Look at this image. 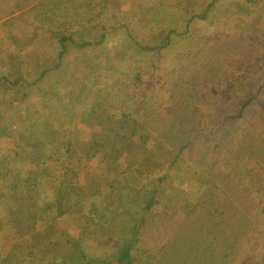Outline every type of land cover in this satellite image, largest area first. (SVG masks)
Here are the masks:
<instances>
[{"label":"rangeland","instance_id":"1","mask_svg":"<svg viewBox=\"0 0 264 264\" xmlns=\"http://www.w3.org/2000/svg\"><path fill=\"white\" fill-rule=\"evenodd\" d=\"M206 1L0 0L2 251L13 246L31 264L57 258L55 253L63 249H54V245L45 249L37 231L16 237L15 230L10 231L6 224L16 219L13 225L21 232L26 228L24 205L28 203V196L34 197L32 205H36L35 227L41 230L54 221L55 210L50 207L53 193L42 185L41 162L50 159L46 153L56 151L60 142L70 138H76L80 149L85 148L88 140L103 145L108 137L124 142L126 147L130 131L136 128L137 122L121 116L126 109L138 107L148 86L164 90L167 98L157 92L149 96L158 97L160 106L157 107L162 114L167 113L168 119L180 122L174 127L179 137L191 130L183 117L194 114L193 109L199 108L195 95L209 102L216 95L221 97L212 110H204L211 119L209 128L201 121L203 134L208 132L210 138L206 137L205 141L193 138L173 164L176 153L173 146L166 145L162 148L166 155L159 156L149 143L148 159H156L154 162L139 160L133 164L124 156L115 165L114 173L99 158L79 161L84 155L76 154L72 160L75 170L71 181L82 193L93 192L94 183L99 188L95 194H102L107 182L115 178L137 189H156L157 209L184 212L198 197V182L206 181L205 174L192 165L193 154L200 155L201 146H217V136L210 133V128L217 127L219 132L224 125L219 126L224 115L237 114L240 102L256 95L262 86L260 95L246 107L243 122L233 120L238 123L235 126L250 125V131L254 124L261 125L259 122L264 118V0H214L210 7L205 6ZM245 3L250 10L244 7ZM206 8L205 18H198ZM190 16L194 18L186 26L185 21ZM153 17L154 22H164L162 29L144 28ZM167 25L175 28L176 34L170 35V42L161 50L158 46L165 41ZM103 32L106 38L100 41ZM61 37L72 40V44L65 41L64 52L60 47ZM84 41L90 42L79 46ZM171 53L178 58L175 69L170 61ZM127 98L133 100L129 102ZM103 109L107 115L100 122L97 117L103 114ZM33 126L35 129H30ZM29 129L35 134H28ZM170 131L176 137L177 132ZM90 132L95 136L87 134ZM26 144L39 146L28 149ZM251 145L246 148L250 150ZM64 153L65 148H59L50 156L52 163H62L58 160L63 161ZM35 161L40 169L33 167ZM9 184H15L19 194L14 193L13 197L14 188L10 189ZM86 201L76 200V214L66 215L55 224L75 236L76 224L82 223L80 213L105 208L98 199ZM256 264H264V252Z\"/></svg>","mask_w":264,"mask_h":264},{"label":"trees","instance_id":"2","mask_svg":"<svg viewBox=\"0 0 264 264\" xmlns=\"http://www.w3.org/2000/svg\"><path fill=\"white\" fill-rule=\"evenodd\" d=\"M210 6L211 3L208 7ZM206 10L197 17L205 18ZM193 16L186 19V26L194 18ZM153 19L154 17L144 28L150 30L154 26L162 29L163 27L160 26L164 22L159 20L154 22ZM166 27L165 41L158 46L161 50H165L170 42V35L176 34L175 28L168 25ZM102 36L100 41L106 38L104 32ZM65 41L72 44L69 37H61L59 42L62 52L67 48ZM89 42H81L79 46H86ZM172 55L171 53L170 61L175 69L178 67V58ZM148 87L145 95L140 98L138 107L126 109L121 116L124 120L133 119L137 122L136 128L130 131L129 145L126 147L124 142L108 137L106 141L103 140V145L88 140L85 148L80 149L79 142L75 141L76 138L74 140L70 138L68 141L60 142L57 148V150L61 147L65 148L63 161L58 160L62 163L53 164L51 161L50 156H54L57 150L52 152L49 150L46 153L50 159L41 162L42 185L46 190H52L53 202L50 207L55 210L54 221L46 224L41 230L35 227L37 215L36 205H32L34 197L26 195L28 196V203L24 205L26 228L21 232L16 225H13L17 222L16 219H12L13 223L6 224L10 231L15 230L13 233L16 237H24L37 231L45 249L53 245L54 249L58 247L63 249L61 253H55L57 256L55 260L46 261L45 258L40 264H256L263 254L264 118L262 117V121L259 122L261 125L257 127L254 124L251 131L248 129L251 128L250 125L243 128L235 126L238 123L233 122V120L243 122L246 107L256 95H260L262 86L256 95L248 96L240 102L237 114L224 115L219 122V126L224 124L219 132L217 127L210 128V133L217 136V146L204 145L201 146L203 152L200 155L193 154L192 165L205 174L206 181L198 182L200 184L198 197L184 212L157 209L156 189L147 187L137 189L124 182H117L115 178L107 182L103 193L99 195L95 194L99 192V188L94 183H92L93 192L85 194L82 193L81 188L72 185L71 175L75 170L72 160L76 154L84 155L79 161L99 158V161L108 164V170L113 172L118 160L124 156L133 164L139 160L154 162L156 159H148L149 143L159 156L166 155L165 150L162 149H165L166 145L173 146L176 152L171 162L173 164L192 143L193 138H198L200 141H205L206 137L210 138L208 132L203 134L201 121H205V127L209 128L211 119L208 113L204 114V110L206 109L207 112L212 110V107L222 100L221 97L216 95L209 102L200 95H195L196 100H199L196 102L199 108L193 109L194 114L183 117V122L187 126L190 125L191 130L185 135L180 134L179 137L174 127L180 122L168 119L167 113L162 114L157 107L160 106V103H157L158 97L155 99V96H149L157 92L167 98L163 93L164 90L158 86L155 89ZM126 100L131 102L133 98ZM162 108L163 105L160 110ZM106 115L103 109V114H100L97 120L101 122ZM233 127L236 129L234 132H232ZM30 129L35 128L33 126ZM30 129L28 134H35ZM170 130L177 132L176 137ZM87 134L95 136L93 132ZM250 143L252 145L248 150L246 147ZM36 145H27L25 148L34 149L39 146ZM36 161L33 167L40 169ZM57 169L58 175H56ZM9 186L10 189L14 188L11 193L14 197V193L17 192L15 184ZM93 198L98 199L105 208L80 213L79 219H82V223L76 224L75 236H72L68 229L55 224L66 215L76 214L74 208L76 200L86 203V200ZM12 210L13 208L10 207L9 211ZM82 212H85V208ZM0 264H31V262L28 258L20 256L11 246L6 252L0 249Z\"/></svg>","mask_w":264,"mask_h":264},{"label":"crops","instance_id":"3","mask_svg":"<svg viewBox=\"0 0 264 264\" xmlns=\"http://www.w3.org/2000/svg\"><path fill=\"white\" fill-rule=\"evenodd\" d=\"M213 1H214V0H207L205 6H208L210 3H213ZM247 4H248V3H245L244 7H248V8H249V6H248L249 4H248V5H247ZM204 8H205V7H204ZM206 9H207V8H206ZM249 10H250V8H249ZM203 11H204V9H203ZM203 11H202V12H203Z\"/></svg>","mask_w":264,"mask_h":264}]
</instances>
